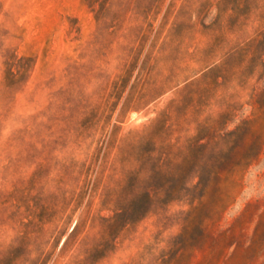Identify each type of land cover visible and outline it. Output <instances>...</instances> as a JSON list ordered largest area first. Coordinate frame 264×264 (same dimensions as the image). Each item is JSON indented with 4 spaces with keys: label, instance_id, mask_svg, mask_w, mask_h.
I'll list each match as a JSON object with an SVG mask.
<instances>
[{
    "label": "rangeland",
    "instance_id": "374dc122",
    "mask_svg": "<svg viewBox=\"0 0 264 264\" xmlns=\"http://www.w3.org/2000/svg\"><path fill=\"white\" fill-rule=\"evenodd\" d=\"M0 264H264V0H0Z\"/></svg>",
    "mask_w": 264,
    "mask_h": 264
}]
</instances>
